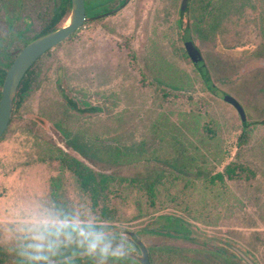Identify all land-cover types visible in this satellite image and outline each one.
<instances>
[{
	"label": "rangeland",
	"instance_id": "1",
	"mask_svg": "<svg viewBox=\"0 0 264 264\" xmlns=\"http://www.w3.org/2000/svg\"><path fill=\"white\" fill-rule=\"evenodd\" d=\"M56 1L33 0L35 33ZM180 3L128 0L86 15L37 60L0 138V221L23 201H55L128 236L130 259L107 264H140L136 238L151 264H246L223 241L264 264V0ZM63 152L109 175L105 197L93 201ZM0 251L2 264H19L7 240Z\"/></svg>",
	"mask_w": 264,
	"mask_h": 264
},
{
	"label": "clouds",
	"instance_id": "2",
	"mask_svg": "<svg viewBox=\"0 0 264 264\" xmlns=\"http://www.w3.org/2000/svg\"><path fill=\"white\" fill-rule=\"evenodd\" d=\"M0 239L10 243L19 264H65L68 253L107 264L132 250L126 234L113 232L91 210L45 200L16 206L8 221H0Z\"/></svg>",
	"mask_w": 264,
	"mask_h": 264
},
{
	"label": "water",
	"instance_id": "3",
	"mask_svg": "<svg viewBox=\"0 0 264 264\" xmlns=\"http://www.w3.org/2000/svg\"><path fill=\"white\" fill-rule=\"evenodd\" d=\"M128 0H124L121 5L111 9L108 13L114 12L123 7ZM188 0H181L180 10L181 12L186 9ZM85 0H70V12L65 21L56 28L44 32L37 37L28 41L17 53L11 64L9 65L1 86L0 93V137L6 129L12 109L13 98L17 89V86L27 71V69L33 64V62L46 50L52 48L57 43L69 37L76 29H78L86 20ZM192 40L186 41L187 47L193 46ZM192 48V47H191ZM212 91L226 102L233 104L242 120H244L245 113L239 102L227 91H224L218 87L212 86ZM135 241L139 244L140 264H151L149 259V253L146 246L140 239L136 238ZM246 264H258V262L249 254H247L242 248L235 244L226 243Z\"/></svg>",
	"mask_w": 264,
	"mask_h": 264
},
{
	"label": "trees",
	"instance_id": "4",
	"mask_svg": "<svg viewBox=\"0 0 264 264\" xmlns=\"http://www.w3.org/2000/svg\"><path fill=\"white\" fill-rule=\"evenodd\" d=\"M122 1L123 0H121V3ZM96 4L97 3L93 1L85 0V10H86L87 16L95 17L102 10L109 11L107 7L98 10L96 8ZM69 12H70V0H57L55 3L52 4L47 14V18L44 20L43 26L38 32L35 33L34 38L44 32L52 30L56 28L57 26L61 25V23L65 21V19L67 18ZM77 30L78 29H76L68 38L72 37L76 33ZM28 79L29 78L25 77L22 80V84L19 86L18 92H17L18 97H21L27 91ZM67 103L72 108H75V103L71 101L70 99L68 100ZM88 108H80L79 110L82 112L86 110L88 111L95 110V106H92V105ZM245 124L246 122L244 123V125ZM244 130H245V127L243 128L242 133L238 136L239 142L244 139L243 138ZM77 150L80 151L79 149ZM79 153H81V151ZM59 161L62 166L71 170L75 174L77 181L82 189L90 191L92 199L95 203L99 197L100 198L105 197V190L107 189V181L109 179L108 174L102 173V172L95 173L91 167H89L83 161L78 159L76 156L68 155L64 152L61 155H59ZM232 170H233V167L231 166L226 167V171H228V175H229V172ZM143 187L147 191L148 196L153 197L155 180L150 179V181L149 180L145 181ZM173 254L171 253V251H168L166 253V255L169 256V258L173 257L174 256ZM2 258H3L2 252L0 251V264H2ZM123 259H130V258L127 256H123L119 259H110V260L118 262ZM65 264H94V260L90 257L68 253L65 256Z\"/></svg>",
	"mask_w": 264,
	"mask_h": 264
},
{
	"label": "flooded vegetation",
	"instance_id": "5",
	"mask_svg": "<svg viewBox=\"0 0 264 264\" xmlns=\"http://www.w3.org/2000/svg\"><path fill=\"white\" fill-rule=\"evenodd\" d=\"M123 2H124V0L122 1V3ZM122 3H120L119 5H121ZM33 5H34L33 0H0V93H1V86H2V82H3V78H4V75H5L8 67H9V65L11 64V62L13 61V59L15 58L17 53L20 51V49L28 41L33 39L35 36V32L33 31V21H34V7H33ZM117 6H115V7H117ZM111 9H113V8H110L109 11ZM109 11H106V12L108 13ZM19 42H21V44H19ZM48 50L43 52L33 62V64L27 69V71L22 76V78H21V80L17 86L14 98H13L11 115H10V119H9V122H8L6 129L8 128L10 122L12 121L14 112L17 108L18 103H19L18 102L19 97H18L17 92H18L19 86L22 84V80L25 77L29 78L27 81V85L29 87V82L31 80L30 78H31L32 73H33L32 70H33L34 64ZM208 85H209V83H208ZM64 100L66 102H68L65 95H64ZM97 108L98 107L95 106V110H98ZM5 130H4V132H5ZM74 150H76V152L79 153V151H77V149L75 147H74Z\"/></svg>",
	"mask_w": 264,
	"mask_h": 264
}]
</instances>
